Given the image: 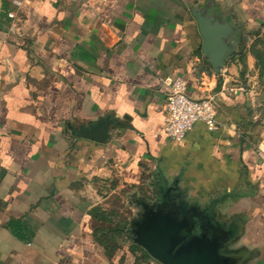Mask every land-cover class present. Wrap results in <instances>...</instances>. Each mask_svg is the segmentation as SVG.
<instances>
[{"label": "crops", "instance_id": "0c3cea01", "mask_svg": "<svg viewBox=\"0 0 264 264\" xmlns=\"http://www.w3.org/2000/svg\"><path fill=\"white\" fill-rule=\"evenodd\" d=\"M205 6L237 28L217 75L191 13ZM263 20L264 0H0V264H159L93 227L144 170L231 217L245 264H264V123L231 87L238 30ZM175 77L213 99L215 130L165 134ZM105 118L104 143L81 135Z\"/></svg>", "mask_w": 264, "mask_h": 264}, {"label": "water", "instance_id": "95a60500", "mask_svg": "<svg viewBox=\"0 0 264 264\" xmlns=\"http://www.w3.org/2000/svg\"><path fill=\"white\" fill-rule=\"evenodd\" d=\"M191 13L202 39L201 53L217 75L234 55L237 28L209 13L208 6ZM110 124L109 118L101 119L81 135L104 143ZM214 217L197 205L188 207L184 201L144 204V212L132 222L129 232L133 243L159 264H231V258L220 253L230 232ZM195 228L200 231L198 235L191 233Z\"/></svg>", "mask_w": 264, "mask_h": 264}, {"label": "rangeland", "instance_id": "374dc122", "mask_svg": "<svg viewBox=\"0 0 264 264\" xmlns=\"http://www.w3.org/2000/svg\"><path fill=\"white\" fill-rule=\"evenodd\" d=\"M238 37L241 38V54L236 57V74L231 81L234 91L241 93L249 106V115H256L259 121L264 123V20L238 30ZM137 186L127 185L126 188H118L110 193L104 210L96 212L93 227L104 229L107 232H115V236L106 237L110 244L116 241L120 244L128 243L131 239L129 230L132 222L139 220V209L136 202L155 205L160 201V192H165L162 186V178L157 177L154 172L144 170ZM174 179L167 180L171 185ZM230 222L231 217H218L217 219ZM124 228V231L119 230ZM122 232H125L122 236ZM118 233V234H117ZM240 245V246H239ZM230 248L246 251L241 244L233 243ZM244 249V250H243Z\"/></svg>", "mask_w": 264, "mask_h": 264}, {"label": "built area", "instance_id": "2783aa9c", "mask_svg": "<svg viewBox=\"0 0 264 264\" xmlns=\"http://www.w3.org/2000/svg\"><path fill=\"white\" fill-rule=\"evenodd\" d=\"M167 88L163 130L171 140L182 141L197 123H204L210 130L217 128L213 99L190 97L186 82L181 77L172 79Z\"/></svg>", "mask_w": 264, "mask_h": 264}, {"label": "flooded vegetation", "instance_id": "af4514ba", "mask_svg": "<svg viewBox=\"0 0 264 264\" xmlns=\"http://www.w3.org/2000/svg\"><path fill=\"white\" fill-rule=\"evenodd\" d=\"M165 192H160L159 194V198L160 201L158 203H166L168 204L169 202L172 201H178L179 203L183 202V197L182 194L174 187L173 184L168 185L165 187ZM157 203V204H158ZM137 207L139 209V217H141L142 213L144 212V203H142V201H137L136 202ZM192 205H188V207H190ZM202 210H205L206 213H208L209 215L213 214L211 207L207 206L204 207ZM216 219V221H218L222 227L226 230L229 231L230 234L228 236V240L227 242L224 244L223 248L221 249V254L228 256L229 258H231V264H245V261L247 260V254L240 251V250H235L229 247V245L233 242L234 240V236H235V232H236V226L234 225V223L232 221L230 222H226L223 221L222 219H217L218 217H214ZM192 235H198L200 233L199 229L195 228L194 230H192Z\"/></svg>", "mask_w": 264, "mask_h": 264}, {"label": "trees", "instance_id": "16d2710c", "mask_svg": "<svg viewBox=\"0 0 264 264\" xmlns=\"http://www.w3.org/2000/svg\"><path fill=\"white\" fill-rule=\"evenodd\" d=\"M238 39H240V43H241V38L238 37ZM239 46H240V45H239ZM240 54H241V48H240L239 50H236V52H235V55H236V57H238V58H239ZM119 230L124 231V228H120ZM114 244H115V243H114ZM134 246H137V245L134 244Z\"/></svg>", "mask_w": 264, "mask_h": 264}]
</instances>
